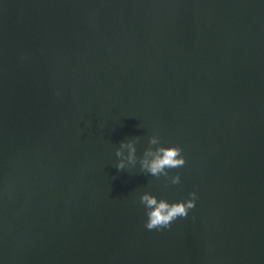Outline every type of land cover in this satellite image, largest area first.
<instances>
[{
    "label": "water",
    "instance_id": "95a60500",
    "mask_svg": "<svg viewBox=\"0 0 264 264\" xmlns=\"http://www.w3.org/2000/svg\"><path fill=\"white\" fill-rule=\"evenodd\" d=\"M0 264H264V0H0Z\"/></svg>",
    "mask_w": 264,
    "mask_h": 264
},
{
    "label": "clouds",
    "instance_id": "9594fccd",
    "mask_svg": "<svg viewBox=\"0 0 264 264\" xmlns=\"http://www.w3.org/2000/svg\"><path fill=\"white\" fill-rule=\"evenodd\" d=\"M139 142V137L122 141L119 148L115 151V156L118 159L116 164L117 171H123L126 168L125 160L129 164H135L137 159L136 144ZM161 140L158 135H153L149 138V146L143 152V159L140 161L142 171H146L153 177L159 178L164 176L168 178L170 169L181 168L185 166L186 160L183 155V149L178 146L163 147L160 145ZM125 150L127 155L125 156ZM180 183V176L177 174L171 177V184ZM191 197L186 202L169 203L165 199H157L156 196L149 193H144L139 200V203L144 206L147 215L145 224L148 230L170 229L172 223L177 218H186L190 210L195 208V202L198 198L195 192L189 193Z\"/></svg>",
    "mask_w": 264,
    "mask_h": 264
}]
</instances>
